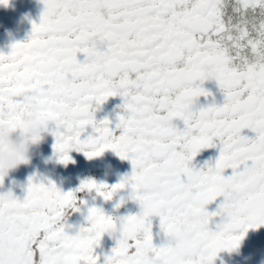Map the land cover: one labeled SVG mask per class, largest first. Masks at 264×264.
Instances as JSON below:
<instances>
[{"label": "snow or ice", "instance_id": "1", "mask_svg": "<svg viewBox=\"0 0 264 264\" xmlns=\"http://www.w3.org/2000/svg\"><path fill=\"white\" fill-rule=\"evenodd\" d=\"M41 3L30 37L0 53V123L15 125L39 108L55 125L61 162L73 148L130 160L120 182L85 178L75 192L94 189L109 200L128 185L141 211L114 218L89 207L87 224L70 235L65 212L78 210L75 192L30 177L23 200L0 194V264H98L94 246L115 220L124 231L103 264H212L264 224V0ZM209 80L222 102L198 105L212 96ZM117 95L114 127L97 121L95 111ZM87 125L95 135L82 140ZM217 145L214 162L193 163ZM151 215L169 243L153 244Z\"/></svg>", "mask_w": 264, "mask_h": 264}, {"label": "flooded vegetation", "instance_id": "2", "mask_svg": "<svg viewBox=\"0 0 264 264\" xmlns=\"http://www.w3.org/2000/svg\"><path fill=\"white\" fill-rule=\"evenodd\" d=\"M44 5L41 0H8L7 6L0 4V53H8L11 45L16 42L26 41L32 31L33 22L39 23L40 15ZM208 89L212 96L207 99L200 97L197 104L222 102V94L219 92L215 81H206L203 85ZM122 103L120 96H110L95 111L94 117L97 121L107 118L112 122L110 126L114 127L117 119L118 107ZM55 128L54 123L50 125ZM118 132V130H117ZM95 135L91 125L85 126L80 135V139H86L88 135ZM55 136L48 135L41 143L37 154L33 156L30 162L22 163L18 168L10 170L6 176H3L0 183V194L11 191L13 196L23 200L26 195V188L31 177L33 182L39 180L47 183L52 181L61 191H74L79 187L82 180L92 178L97 183H105L109 186L120 182L125 175H130L132 171L131 161L122 159L113 150L105 149L99 156L87 158L83 152L70 149L68 154L71 160L63 163L58 159V154L53 148ZM219 154V146L201 151L194 157L193 163L200 167L205 161L214 162ZM230 171V170H228ZM132 189L125 185L117 189L112 198L105 200L93 190H82L75 192L77 197L78 210L67 209L65 212V231L70 235H75L82 225H86V216L88 208L95 206L103 211L119 218L129 214H139L141 211L139 202L131 198ZM220 199L217 198L206 205L209 212L215 211ZM84 201V203H80ZM118 205V206H117ZM151 221V231L153 235V244L161 246L170 241L160 228V218L157 215H151L147 218ZM220 217H212L215 223L210 222V229L216 231V224L220 223ZM119 234H109L105 232L97 245L94 246V254L98 256V264H103L107 255L111 254V249L115 247ZM264 261V224L256 228H249L237 249H222L213 258L212 264H261ZM80 264H84L83 261Z\"/></svg>", "mask_w": 264, "mask_h": 264}, {"label": "clouds", "instance_id": "3", "mask_svg": "<svg viewBox=\"0 0 264 264\" xmlns=\"http://www.w3.org/2000/svg\"><path fill=\"white\" fill-rule=\"evenodd\" d=\"M51 124L39 108L24 110L15 125L7 121L0 123V174L6 176L10 170L18 168L22 163L30 162L45 138L53 134L54 128ZM123 231L124 223L115 220L111 233L121 235ZM241 239L232 249L238 250Z\"/></svg>", "mask_w": 264, "mask_h": 264}]
</instances>
